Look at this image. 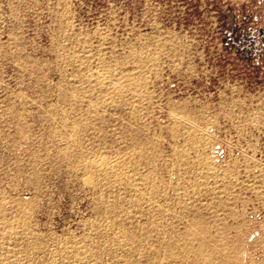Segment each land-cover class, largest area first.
<instances>
[{"label":"rangeland","instance_id":"obj_1","mask_svg":"<svg viewBox=\"0 0 264 264\" xmlns=\"http://www.w3.org/2000/svg\"><path fill=\"white\" fill-rule=\"evenodd\" d=\"M0 264H264V0H0Z\"/></svg>","mask_w":264,"mask_h":264}]
</instances>
